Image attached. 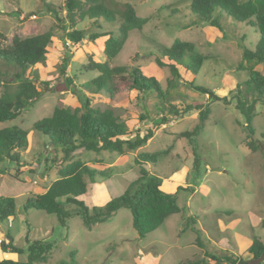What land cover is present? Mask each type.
Returning <instances> with one entry per match:
<instances>
[{
    "label": "rangeland",
    "instance_id": "374dc122",
    "mask_svg": "<svg viewBox=\"0 0 264 264\" xmlns=\"http://www.w3.org/2000/svg\"><path fill=\"white\" fill-rule=\"evenodd\" d=\"M110 2L117 3L116 11L124 2H129L138 16L147 17L139 30L129 32L114 64L138 66L154 74L165 89L169 70L157 64L155 51L157 46H170L175 39H180L191 43L200 54L209 56L196 75L182 74L185 80L193 79L196 85L229 95L239 81L247 78V72L237 70L236 66L243 47L253 48L258 34L246 23L229 17L230 24L221 17L224 31L196 24L189 0ZM52 10L63 22L54 18ZM114 18L112 22L99 19L102 20L100 27L91 25L92 19L87 17L78 21L74 29L86 30V36L73 42L64 37L70 30L64 0H0V32L4 35L0 38V47H7L14 35L26 37L49 29L54 31L45 60L34 66L39 76L35 84L41 91L40 98L17 118L2 124L25 130L28 145L20 151L18 167L8 161L0 162V196L14 197L16 205L13 218L0 219V234H3L0 242H6L9 234L13 244L24 250L27 239L54 243L47 261L42 264L69 260L72 250H76L75 264H180L194 258L214 264L211 255L220 256L222 264H238L240 260L245 264H264V255L254 259L248 251L254 237L264 243V104L259 102L252 119V139L259 140L256 150L245 145V131L237 123L242 116L233 101L228 105L213 101L203 129L191 142L179 137V133L191 130L198 122L197 109L157 126L153 136L135 150L122 154L109 150L75 153L74 158L98 170L112 172L109 177L86 178L87 191L79 199L89 211L121 194L138 176L139 166L137 169L134 163L138 153L156 154L154 162L142 167L161 179L163 189L176 194L179 212L168 216L143 238H139L132 227L127 208H120L109 219L91 228H87L77 214L68 218L66 227H62L55 215L24 208L28 196L42 192L58 176L57 164L51 160L60 157L62 151L45 147L42 134L32 128L34 121L50 115L55 107L74 109L81 104V98L88 97L93 107L112 109L132 135L137 129L143 132L142 129L152 125L149 120L140 118L141 103H137L133 93H120L111 99L103 92L91 94L83 87L97 75L95 70H86L83 65L89 59L104 60L103 41L106 38L90 40L87 34L93 31L117 33L120 18ZM256 69L264 74L262 65H257ZM0 70L6 73L5 79H9L14 67L0 61ZM206 98L207 95L180 82L170 89L167 100L154 93L147 94L145 105L155 116L157 104L167 108L171 103L179 109L194 100L204 102ZM158 114L156 118L161 115ZM63 207L73 210L76 206L63 203ZM3 251L0 248V254ZM11 253L3 258L26 260V252ZM225 255L237 262L223 259Z\"/></svg>",
    "mask_w": 264,
    "mask_h": 264
},
{
    "label": "trees",
    "instance_id": "16d2710c",
    "mask_svg": "<svg viewBox=\"0 0 264 264\" xmlns=\"http://www.w3.org/2000/svg\"><path fill=\"white\" fill-rule=\"evenodd\" d=\"M45 1V0H39ZM190 10L196 17V24H205L224 31L221 17H225L229 23L232 20L244 22L258 34V39L253 48L244 46L241 60L236 66L237 70L247 72V78L239 81L229 91V95H221L212 89L196 85L192 80H185L182 74L196 75L203 62L209 58L207 55L195 51L189 42L175 39L170 46H157L155 61L159 66H166L169 76L166 79V88L163 89L158 78L149 72H144L138 66H122L113 61L122 49L130 31L139 30L147 21V17L136 14L134 7L129 2H124L119 11H116L117 3L112 5L110 0H64L66 18L69 28L65 38L73 42H79L86 36V30L74 29L78 21L85 17L92 19L91 25L100 27V21L112 22L115 16H119L120 25L117 33L90 32L88 37L95 40L102 36L103 61L89 59L83 68L95 70L97 75L83 87L89 93L103 92L108 98H114L120 93H133L137 103H141L143 111L140 118L149 120L152 125L134 134L129 131L125 122L119 120L110 108L100 109L90 104L89 98H81V104L74 109L55 107L48 116L33 122L32 128L42 134L45 147L60 149L62 155L51 160L57 164L58 177L54 179L46 189L26 198L24 208L42 210L47 214L55 215L59 224L66 227V220L77 214L82 218L83 224L91 228L94 224L109 219L120 208H127L131 213L132 227L139 238L158 228L165 219L179 212L176 194L162 188L161 179L142 167L147 162H154L155 153L142 152L134 158L138 169V176L131 180L124 191L110 198L103 206H93L89 209L79 199L87 191L86 178L95 180L97 176L109 177L112 172L102 171L84 163L75 157L78 151L100 152L109 150L122 154L126 150H135L145 144L153 136V130L157 126L170 121V118L182 117L192 109L198 110V122L191 130L180 132L179 137H185L192 141L205 124L210 113V104L220 101L224 105L232 101L235 108L241 114L240 125L246 134L245 145L251 150H256L259 140H253L254 127L252 119L255 115L256 103L264 104V74L256 69L257 65L264 67V0H189ZM46 3V2H44ZM54 18L63 22L55 10H52ZM227 16V17H226ZM229 17L232 19H229ZM99 19H102L99 21ZM54 36V31L46 30L34 35L20 37L14 35L7 47H0V61L14 67L9 79H5L6 73L0 70V162L8 161L14 166L20 164V151L27 148V132L22 128L2 126L6 121L17 118L38 101L41 91L37 88L35 80L38 74L34 66L42 63L48 52L47 46ZM0 38H4L0 32ZM235 68V69H236ZM28 71V72H27ZM7 76V75H6ZM180 82L203 95H207L206 101L194 100L184 104L179 109L169 103L166 108L162 104L155 105L157 112L151 115L145 105L147 94L154 93L156 97L167 100L170 89H174ZM48 85V83L46 82ZM161 113L160 117H157ZM18 167V166H17ZM49 169L48 167H46ZM63 203L75 205V209H65ZM15 198L12 196H0V219L13 218L15 212ZM196 231V229H193ZM6 242H0V248L4 251L15 253L26 252L25 261L1 259L0 264H42L47 261L53 250L54 243L45 239H27L25 250L13 244V237L9 234ZM199 244H202L197 238ZM249 253L254 259H260L264 255V243L254 237L248 247ZM76 250H72L69 260H63L60 264H75ZM214 264H222L220 256H209ZM225 260L237 262L227 255ZM241 259V258H240ZM203 258L186 259L180 264H205Z\"/></svg>",
    "mask_w": 264,
    "mask_h": 264
},
{
    "label": "crops",
    "instance_id": "0c3cea01",
    "mask_svg": "<svg viewBox=\"0 0 264 264\" xmlns=\"http://www.w3.org/2000/svg\"><path fill=\"white\" fill-rule=\"evenodd\" d=\"M57 175H58V174H57ZM57 177H58V176H56L55 179H56ZM49 184H50V183H49ZM45 189H46V188H45ZM45 189H44V190H45ZM44 190H43V191H44ZM43 191H42V192H43ZM40 193H41V192H40ZM3 196H6V195H3ZM2 235H3V234L1 233V234H0V238L3 237ZM23 253H24V252H23ZM23 253H21V254H23ZM4 255H5V256H8V255H12V253H11L10 251H3V252L0 254V258H3ZM11 257H12V256H11Z\"/></svg>",
    "mask_w": 264,
    "mask_h": 264
},
{
    "label": "water",
    "instance_id": "95a60500",
    "mask_svg": "<svg viewBox=\"0 0 264 264\" xmlns=\"http://www.w3.org/2000/svg\"><path fill=\"white\" fill-rule=\"evenodd\" d=\"M238 264H245V261L240 260Z\"/></svg>",
    "mask_w": 264,
    "mask_h": 264
}]
</instances>
